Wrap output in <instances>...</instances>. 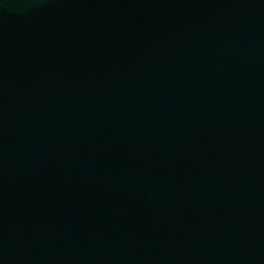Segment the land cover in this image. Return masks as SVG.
<instances>
[{
	"label": "water",
	"instance_id": "water-1",
	"mask_svg": "<svg viewBox=\"0 0 264 264\" xmlns=\"http://www.w3.org/2000/svg\"><path fill=\"white\" fill-rule=\"evenodd\" d=\"M0 264H264V0H0Z\"/></svg>",
	"mask_w": 264,
	"mask_h": 264
}]
</instances>
